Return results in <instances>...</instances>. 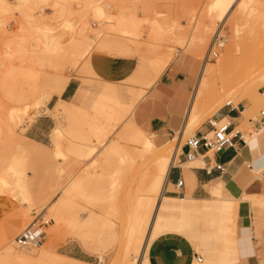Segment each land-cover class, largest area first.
I'll list each match as a JSON object with an SVG mask.
<instances>
[{
    "label": "rangeland",
    "instance_id": "1",
    "mask_svg": "<svg viewBox=\"0 0 264 264\" xmlns=\"http://www.w3.org/2000/svg\"><path fill=\"white\" fill-rule=\"evenodd\" d=\"M208 2L0 0V178L10 181V165L18 163V167H11L18 168V173L23 171L30 197L27 203L16 199L0 181V250L5 241H16L18 235L32 228L42 233L41 245L29 246L32 249L43 248L94 263L137 264L136 256L143 248L156 205L153 196L140 205V195L160 157L137 137L143 130L151 133L145 121L139 125L135 120L137 104L142 106L153 99L160 79L173 71L178 82L167 92V100L173 113L176 104L180 105L179 113L185 119L205 62L209 68H216L221 58L226 65L225 70L208 76L210 83L219 86L216 92L210 91L216 100L225 93L222 84L229 72L241 63L243 67L249 65L246 69L254 68L252 63L264 52V5L254 8L237 32L230 17L225 23L214 21L215 26L206 18L214 31L210 30V36L205 34L200 45L194 43L198 39L195 27L205 16ZM95 5L103 8L104 16L96 17ZM222 26L227 41L215 59H208L211 42ZM86 35L87 40L91 37L94 41L90 53L83 55ZM245 54L257 57H251L254 60L249 63L251 55L245 58ZM242 55L246 60L242 61ZM96 57L129 59V74L113 80L104 78L96 70ZM167 58L168 65L155 78L158 64ZM249 78L254 83L231 98L233 105L244 99V94L252 99L255 93L264 92V67L250 73ZM43 95L48 97L42 100ZM37 100L39 104L32 105ZM158 103L155 113L164 114L167 102ZM26 104L27 113L19 111L20 118L11 117V111ZM215 105L201 112L180 140L178 164L183 167L203 165L183 161L182 146L203 123L216 117L221 107L216 109ZM263 109L264 100L253 107L250 118L258 120ZM151 116L152 111L147 110L143 118L148 121ZM58 126L64 132L59 145L66 155L60 157L54 156L52 140V130ZM240 127L246 139L251 137L249 132L257 133L249 120L242 121ZM176 134L156 135L171 140ZM172 150L169 145L162 155ZM262 168L256 166L250 180ZM259 181L264 186L260 173ZM226 197L235 203L245 196L230 191ZM249 201L253 206H264L262 195L252 194ZM256 215L253 207L249 218L261 237L264 220L259 225ZM191 222L195 230L214 231L203 217ZM130 225L135 226L134 233H126ZM158 231L157 222L153 237ZM206 241L216 247L222 245L219 238H202L196 247L205 260ZM16 244V250L24 249Z\"/></svg>",
    "mask_w": 264,
    "mask_h": 264
},
{
    "label": "crops",
    "instance_id": "2",
    "mask_svg": "<svg viewBox=\"0 0 264 264\" xmlns=\"http://www.w3.org/2000/svg\"><path fill=\"white\" fill-rule=\"evenodd\" d=\"M95 67L104 78L111 80L127 76L131 69L129 59L107 57H96ZM177 82L176 72L173 71L160 79V86L153 91L154 98L142 106L139 103L136 106L134 116L138 124L145 121L148 130L155 134L181 132L185 119L179 113L180 105L176 104V112L173 113L167 100V92H171ZM157 100L167 102L164 114L155 113ZM232 102L234 101L230 100L222 105L216 118L228 120L232 132L240 131L246 142L235 134V146L224 148L203 160L200 157L205 154L206 149L200 148L199 156L190 162L185 157L188 147L182 146L183 161L186 160V163L203 164L204 161L207 166L216 162L224 165V171L214 170L208 173L204 164L189 167L184 164L183 167V164H178V156L176 164L170 168L166 182V196L169 199L164 201L159 218L154 220L141 264H148V261L149 264H202L205 259L202 257L203 260L198 261L200 252L196 246H200L202 238L210 239L212 236L219 238L222 245L216 247L212 241H206L203 246L207 257L203 264H264V230L261 237L257 236L256 228L249 218L250 210L256 207L259 225L264 220V206H253L249 201L252 194L264 196V186L260 184L259 177L255 176L250 180L256 166L264 167V116L261 114L255 121L250 118L249 108L253 101L249 97L234 105ZM228 103L231 105L228 106ZM162 105L163 103L160 106L164 107ZM147 110L152 111L151 120L148 121L143 118ZM248 120L253 122L257 133L253 135L249 132L251 137L246 139L240 125L242 121ZM208 130L210 126L205 122L194 134ZM182 136L183 134L181 138ZM157 139L166 140L159 137ZM179 178L184 180L182 187L177 186ZM230 191H236L245 197H240L239 202H231L226 197ZM198 217L205 218L214 231L195 230L191 221ZM157 222L159 231L153 237ZM7 237L8 235L5 236Z\"/></svg>",
    "mask_w": 264,
    "mask_h": 264
},
{
    "label": "bare ground",
    "instance_id": "3",
    "mask_svg": "<svg viewBox=\"0 0 264 264\" xmlns=\"http://www.w3.org/2000/svg\"><path fill=\"white\" fill-rule=\"evenodd\" d=\"M260 5H264V0H209L208 5L206 7L207 9H205L206 10L205 16H203L202 18L200 17V19H199L200 22H199V24H197V27H195L196 28L195 29L196 36L198 37V39H196V42H194V43L200 45L205 34L208 33V35H209L210 30H212V32H210V33H213L214 29L210 28V27H212L213 25L214 26L216 25V24H212L216 20H219L222 22L224 21V23H225V21L230 17L231 18L230 21H231V24L233 26V30L235 32H237L240 24L243 23L244 21H246L247 17L252 12V10L254 8L260 6ZM234 6H235V8L232 12V9ZM93 9H94L93 12L96 15V17L100 18V17L104 16V10H102L103 8L95 5V8H93ZM206 18L211 22L212 26H209L210 23H206ZM67 25H68V23H67ZM87 30H88V28H87ZM87 37L88 36L86 35V40H87ZM92 40H93V38L89 37V40L86 41L87 47L85 48L83 55L86 53L87 54L90 53L89 51H91V45L94 41V40L93 41ZM246 55H248V56L251 55L250 57L247 56L248 57L247 62H249V63H252L253 60L257 57L256 55H253V54H245V58H246ZM253 56H255V57H254V59L251 60V57L253 58ZM242 57H244V56L243 55L241 56L242 61L246 60L245 58H242ZM256 59H255L256 61L254 60V63H256V65L254 66V63H252L254 68H252V66H251V69H249V67H248V69H246V66H249V65H246L243 67L242 63H241V66L237 70L232 69L229 72L227 80L222 84V88H223V90L225 89L224 90L225 93L222 97H220L219 99H216V100L212 97L213 95H212V93H210V91L216 92L217 89L219 88V86L216 82L210 83L208 81V76L215 75L219 71L225 70L226 65H225V62L221 58L217 60L218 66L216 68H209L208 62H205L204 66L201 69V74H200L198 83L196 85L194 98H193L191 105L189 106V108L187 110V117L184 120L185 122L182 126L181 132H178L176 135H174L171 140H162V141L157 139V135L155 133H153V132L147 133L145 130H143L141 132V134H139V136H137V137L142 138V143L144 144L145 147H148V148L152 147V149H154V151H155V154L160 155L157 164L152 168L151 171H149L148 178L146 181V186L143 190V193L140 195L143 198L139 202L140 205L144 204V200L148 196L154 197L156 205H155L154 213L152 216V220H151L150 225H149L148 230H147V235L145 237V242H144L143 248H142L140 254L136 256V258L138 259L137 264L142 263V259L145 255V249L148 245V237L150 236V231H151L152 225L154 223V220L159 218L160 208L164 205V201L169 199L168 196H166V192H167L166 191V189H167L166 188L167 187L166 182H167V178H168L170 168L174 164H176V161L178 159V157H177L178 153L181 152L180 151L181 147H180V143H179L180 140L182 139L181 134L184 135L186 132H188L190 130L191 126L197 120V118H199L198 115H200L201 112H204V111L210 109L212 104L214 105L216 102L215 107L217 109L223 105V103H224L223 100L225 102L232 100L231 98H233L236 95H239L248 85H252L254 83V81L250 80L249 74L257 72L258 69L264 67V52H263V54L260 53V55H258V57ZM168 63H169V58H167L165 60L163 59L160 64L157 63L159 67H158L157 72L155 73L156 74L155 78L160 77L159 75L161 73H163L162 71H164V69L166 68ZM243 65H245V64H243ZM156 67H157V65H156ZM47 97H48V95H43V97L41 99L43 100L44 98H47ZM225 97H229V100L225 99ZM245 97H249V96H246V94H244L241 98H245ZM226 100H228V101H226ZM263 100H264V93H260V94L255 93L253 98H252L253 105L249 108V111L252 112L253 107H255L256 104L262 102ZM38 104H39L38 100L34 101L32 103V105H38ZM28 109H29V105L26 104V105H24L23 108H21L19 110L11 111V117L12 118L19 117L18 116L19 111H21L23 113H27ZM201 115H202V113H201ZM234 131L232 133L233 135L236 133ZM12 134H15L14 131ZM63 134H64L63 129L60 126L54 127L52 130V140H53V146L55 149L54 150L55 151L54 156H56V157L66 156L65 154H62V150H61L60 145H59L60 136H62ZM171 141H177V144L179 143L178 146H174V144H172ZM33 143H35V142H33ZM38 144H40V143H38ZM169 145L173 146V150L171 152H168V153L162 155V152L164 151V149ZM127 153H130V152H127ZM140 156L142 159H144V154L142 151H141ZM187 162H190V161H187ZM10 164H11V162H10ZM17 164L18 163H16V165ZM11 165H10V169H9L12 171L11 174H9L11 176V180L9 181V178L7 180V178L1 177L0 181L3 183V185L8 187V189L12 192V196H14L16 199H18L22 202L27 203L30 201V199H29L30 197L28 196V194H27L28 192L26 191L27 186L25 185V177L23 176V173H22L23 171L21 173H18L19 172L18 168L15 170V168L18 166H16L14 164L15 166H13V165L12 166L15 168H13V167H11ZM12 169H14V170H12ZM259 172L257 174L258 177H259ZM5 174L7 175V173H5ZM6 175H5V177H6ZM139 204H138V206H139ZM104 225L105 224L102 225L103 229H104ZM134 228H135L134 225H132V226L130 225V227L128 228L129 230L126 233H134L135 232ZM123 235H124V233H123ZM121 237H122V235H121ZM15 242L16 241L10 240V239L8 241H5V245L2 247V250H0V264H71V263H68L67 259L74 260L77 264H101V263H94V262H90V261H86V260H81V259H78L75 257H70V256L63 254V253L48 251V250H45L43 248L37 250V248L32 249L30 247H28V248L23 247L24 249H21L22 251H20V250L18 251V250H16V247L14 245ZM124 264H126V262Z\"/></svg>",
    "mask_w": 264,
    "mask_h": 264
},
{
    "label": "built area",
    "instance_id": "4",
    "mask_svg": "<svg viewBox=\"0 0 264 264\" xmlns=\"http://www.w3.org/2000/svg\"><path fill=\"white\" fill-rule=\"evenodd\" d=\"M223 27L224 26L219 28V31L211 42L207 56L208 59H215L219 54V50L227 41L225 35L222 34ZM227 105L230 106L231 103H228ZM261 114L264 116V110L261 111ZM207 123L210 126V130L194 134L185 141L184 145L188 147V151L185 154L187 161L195 160V158L199 156L200 148L206 149L205 154L200 157V159L203 160L206 156L211 157L215 152L221 151L224 148L235 146V134L239 135V138L246 142L243 139L244 135L240 131H237L234 135L232 134L231 124L228 120H218L216 117H213L212 119H209ZM203 164L208 173H212L214 170L219 172L224 171L223 164L213 162V164L206 166L204 161ZM259 173L264 177V167ZM183 182L184 180L179 178L177 186L182 187ZM16 242L20 247L24 248L29 246H39L42 243V233H40L39 230H33L32 228L27 229L24 233L16 237ZM202 260V256H199L198 261L201 262Z\"/></svg>",
    "mask_w": 264,
    "mask_h": 264
}]
</instances>
